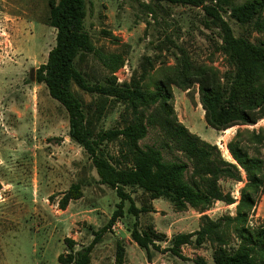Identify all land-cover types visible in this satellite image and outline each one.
<instances>
[{"label": "rangeland", "instance_id": "374dc122", "mask_svg": "<svg viewBox=\"0 0 264 264\" xmlns=\"http://www.w3.org/2000/svg\"><path fill=\"white\" fill-rule=\"evenodd\" d=\"M245 1L231 0L233 4ZM85 4L83 27L94 52L86 54L77 66L89 83H106L114 77L115 84L123 86L145 68L147 77L142 84L153 89V81L165 68L175 66L184 56L192 64L213 68L220 84L229 85L234 67L222 49V31L202 7L149 0H85ZM48 8V0H0V264H59L58 254L67 251L63 239L73 238L75 248L88 244L92 231L108 221L119 202L115 190L98 182L84 149L68 136L65 109L50 97L43 83L34 79L36 69L46 62L55 44L56 30L45 23ZM219 14L234 36L263 44V15L260 26L239 24L225 4ZM116 63L118 67L112 71ZM71 88L88 110L102 109L93 120L96 132L122 127L128 121L129 111L116 98L90 94L74 83ZM172 93L177 121L216 144L228 161L234 162L226 145L238 128L264 127L262 118L254 125L217 131L205 123L197 83L187 90L172 85ZM139 144L160 149L166 161L191 164L157 126L147 125V135ZM102 147L117 166H124L119 139L106 141ZM73 183L80 185L82 196L61 208L62 194ZM244 183V173L241 181L221 180L220 187L230 192L235 202L215 201L203 211L192 207L178 211L167 200L156 199V209L137 218L139 228L150 224L166 235V240L157 243L158 250L150 249L151 261L130 239L129 229L136 218L127 211L131 200L136 206L148 205L150 200L141 189L125 187L130 199L124 202V215L95 245L90 264H113L117 240L125 246L124 264H196L198 259L212 264L210 242L198 247L193 242L182 245L179 257L167 251L169 240L175 234L197 230L202 216L212 220L235 216ZM262 221L264 194L257 197L248 225Z\"/></svg>", "mask_w": 264, "mask_h": 264}, {"label": "trees", "instance_id": "16d2710c", "mask_svg": "<svg viewBox=\"0 0 264 264\" xmlns=\"http://www.w3.org/2000/svg\"><path fill=\"white\" fill-rule=\"evenodd\" d=\"M149 1L202 7L205 15L222 31V49L234 72L228 77L229 85L223 87L216 70L192 64L182 56L175 66L166 67L153 81V89L142 84L147 77L145 68L138 78L133 75L123 86L116 85L114 77L106 83H89L77 66L86 54L94 52L90 35L83 27L85 0H48L45 23L56 30L55 44L48 51L46 62L36 69L34 79L43 83L50 97L65 109L68 136L88 155L98 182L115 190L119 197L110 218L92 231L88 244L75 248L73 238L63 239L67 251L58 254L57 261L59 264H90L95 245L124 215V202L130 199L125 187L141 189L150 201L165 199L178 211L188 207L203 211L215 201L234 203L231 193L224 192L219 182L225 179L241 181L244 173L245 183L240 190L235 216L217 220L202 216L197 230L172 236L167 251L180 257L182 245L193 242L198 247L208 241L213 245L212 264H264V221L253 227L248 225L257 197L264 194V127L236 130L226 145L234 161L231 162L223 158L216 144L201 139L177 121L172 106V85L187 90L197 83L207 126L221 131L235 125H254L264 118V42L255 45L242 36H234L219 14L225 4L230 16L239 24L253 22L261 26L264 0H246L242 4H233L231 0ZM116 59L122 64L120 58ZM147 62L151 65L149 60ZM117 67L116 63L111 70ZM72 83L90 94L116 98L129 111L128 121L122 127L96 132L93 120L102 109L97 106L88 110L73 92ZM147 125L157 126L175 149L190 159V166L180 160H164L161 150L153 146H141L139 141L147 135ZM115 139L121 144L120 156L124 162L121 167L102 147L104 142ZM81 196L80 185L73 183L62 194L59 205L64 208L69 201ZM150 201L148 205L136 206L131 200L127 209L136 218L129 229L130 239L146 252L148 261L152 258L150 249L158 250L157 243L166 240V235L150 224L139 228L138 216L154 211ZM233 237L237 242H233ZM125 261V246L117 240L113 264ZM195 263L208 264L202 259Z\"/></svg>", "mask_w": 264, "mask_h": 264}, {"label": "crops", "instance_id": "0c3cea01", "mask_svg": "<svg viewBox=\"0 0 264 264\" xmlns=\"http://www.w3.org/2000/svg\"><path fill=\"white\" fill-rule=\"evenodd\" d=\"M155 200L156 199H154V200L151 201V205L153 206L154 209H156Z\"/></svg>", "mask_w": 264, "mask_h": 264}]
</instances>
